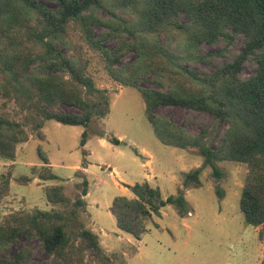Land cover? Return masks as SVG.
<instances>
[{"label":"trees","instance_id":"1","mask_svg":"<svg viewBox=\"0 0 264 264\" xmlns=\"http://www.w3.org/2000/svg\"><path fill=\"white\" fill-rule=\"evenodd\" d=\"M54 1L56 7L38 0H0V41L4 39L10 46V49L6 47L0 51V93L28 109L31 119L36 122L34 128L38 129V138L44 140L45 134L41 130L44 120L52 119L66 125L83 126L81 146L84 147L91 120L105 117L110 112L109 91L96 86L94 79L86 73V64L70 58L61 49L70 25L76 23L90 46L109 61L111 75L139 89L145 100L147 118L160 141L183 149H199L204 158L203 166L185 174L184 187H200V173L205 166H211L213 175L222 178L224 173L218 162L247 163L249 171L240 207L248 225H263L264 0L131 1L138 16L132 22L125 21L128 27L125 31H129L133 39L118 47L135 52L137 58L131 73L125 76L118 74L114 67L121 53L116 54L117 48L111 50L94 37L92 25L101 20L93 10L103 7V0ZM169 27L183 32L185 41L180 42L177 49L184 50L182 54L168 49L157 39V34ZM241 35L244 36L241 51L213 72L194 70L185 65L184 61L205 60L196 51L201 43L213 44ZM28 45H31L30 50ZM247 60L255 62V73L242 79V68ZM139 79L150 80L157 87L142 88ZM62 104L78 111L66 112L61 109ZM160 105L204 110L227 122L229 128L215 145L207 131L193 135L168 118L156 115L154 108ZM28 135L20 122L0 112V159L14 161L18 144L27 141ZM107 138L115 145L125 144L116 136ZM39 152L44 163H49L41 148ZM40 177L59 179L48 169ZM1 179L0 201L9 189V176L2 174ZM83 186L82 195H87L89 181L86 178ZM128 187L135 197H115L111 212L119 228L137 239L147 231V224L154 215L161 216V209L167 204H175L182 215L189 212L184 188H179L177 195L164 199L161 189L148 181ZM218 195L224 196L222 190L218 189ZM46 197L53 204L70 202L61 186L50 187ZM78 203L85 204L82 199ZM67 219L63 212L40 209L26 216L13 215L11 221L0 225V248L9 247L25 235L28 239L37 238L53 257L43 264L82 263L83 252L87 249L103 260H111L93 231L80 230L73 238L66 230ZM24 251L0 260V264H28L29 251Z\"/></svg>","mask_w":264,"mask_h":264},{"label":"rangeland","instance_id":"2","mask_svg":"<svg viewBox=\"0 0 264 264\" xmlns=\"http://www.w3.org/2000/svg\"><path fill=\"white\" fill-rule=\"evenodd\" d=\"M38 1L49 7L57 5L54 0ZM131 1L103 0V7L93 10L101 20L92 25L94 37L102 40L111 50L117 48L116 54L121 53L114 67L122 76L131 73L137 58L135 52L123 51L118 47L122 42L133 39L129 31H125L128 28L125 21L132 22L138 16ZM182 34V31L169 27L158 33L157 39L168 49L178 51V44L185 41ZM65 38L62 51L79 63L86 64V73L94 79L96 86L109 91L110 112L105 117L91 120L85 147L81 146L83 126L66 125L52 119L44 120L41 130L45 138L41 140L28 109L0 93V112L20 122L29 134L27 141L18 144L14 161L0 159V184L2 174L9 176V189L0 201V225L11 221L13 215L26 216L40 209L65 213L68 218L66 230L73 238L80 230H90V213L86 204L78 203V200L85 198L82 191L86 178L89 181L88 199L91 206L103 213L104 225L117 229L116 219L109 208L116 196L123 195L117 182L135 184L148 179L146 181L153 187L161 189L164 198L177 195L179 188H184L189 212L182 215L175 204H170L162 209L161 216H154L149 221L146 233L141 241L135 242L136 245L123 243L119 246L118 241L113 244L105 240V244L112 248L111 252L104 249L111 260H103L87 249L83 252L82 263L73 264H264V224L258 227L248 225L240 207L249 171L247 163L231 160L218 162L224 173L222 178L213 175L211 166H205L200 173L201 186L185 188V174L203 166L204 158L199 149H183L160 141L147 118L145 100L139 89L111 75L109 61L90 46L80 25L72 23ZM0 43L3 45H0V51L6 47L10 49L6 40L1 39ZM243 45V35L220 39L213 44L203 42L196 51L205 60L184 62L194 70L213 72L216 67L232 61ZM178 52L182 54L185 51L180 48ZM255 69V62L247 60L241 78L247 79L255 73ZM139 85L142 88L157 87L147 79H139ZM166 87L163 89L166 90ZM61 109L66 112L78 111L66 104H62ZM154 113L168 118L193 135L207 131L215 145L229 128L227 122L204 110L160 105L154 108ZM99 134L116 136L131 146L118 147L110 142L104 145L97 136ZM39 148L55 165L54 172L61 176L59 179L45 180L40 177L47 173V169L52 172L53 169L47 165L42 168L44 162ZM145 161L151 163L143 165ZM113 166L120 174L113 172ZM52 186H61L70 202L66 205L49 202L46 191ZM218 189L224 193L223 197L218 195ZM128 192L132 194L130 190ZM122 232L126 239L127 236L134 238ZM74 241L78 243V240ZM24 249V252L29 251L28 264H43L53 259L37 238L28 239L21 235L9 247L0 248V260Z\"/></svg>","mask_w":264,"mask_h":264},{"label":"crops","instance_id":"3","mask_svg":"<svg viewBox=\"0 0 264 264\" xmlns=\"http://www.w3.org/2000/svg\"><path fill=\"white\" fill-rule=\"evenodd\" d=\"M60 123V122H59ZM90 135V134H89ZM97 136H99V138H100V140L102 141V143L104 144V145H108V142H110L109 140H108V138H107V135L106 136H100V135H97ZM88 138H89V136H88ZM120 139V138H119ZM120 140H122V139H120ZM123 142H125V144H123V145H115V144H113V145H115V146H118V147H124V146H128V145H130L131 146V144H129V142H127V141H125V140H122ZM87 142H88V139H87ZM87 142H86V144H87ZM111 143V142H110ZM86 144H85V146H86ZM127 144V145H126ZM84 146V147H85ZM90 153V152H89ZM141 156H143V155H141ZM143 157H145V156H143ZM48 161H49V163H44V165L46 166H48V167H51V169H53V172H54V168H55V165L52 163V161L51 160H49L48 159ZM44 162V161H43ZM150 164L151 163V161H145V163H143V165L145 164ZM43 165V166H44ZM106 165V164H105ZM109 167H110V164H107ZM39 166V165H38ZM113 169V172H115V173H118V174H120V172H119V170L116 168V167H112ZM86 169L88 170V166L86 167ZM55 173V172H54ZM56 175H58L59 177H61L59 174H57V173H55ZM146 180H148V179H146ZM145 180V181H146ZM149 181V180H148ZM117 185H118V187H120V188H122V190H123V195H120V196H127V197H129V198H134L135 197V195H134V193L131 191V189L128 187V185H134V184H129V183H126V182H123V181H121V182H117ZM128 190H130L131 192H132V194H129V192H128ZM89 195H90V191L88 192V194L87 195H84L85 196V198H83L84 199V201H85V204H86V207H87V210H88V212L90 213V216H91V228H90V230L91 231H93L95 234H97L98 235V237H99V242H100V244H101V246L103 247V249H105L106 251H110L112 248H109V246L108 245H106L105 244V240H107L108 242H113V244H116V242L118 241L119 243V246H120V244H123V243H128V245H136L135 244V242H137V241H141V239H142V236L146 233H144V234H142L141 235V238L140 239H137V238H135L132 234H130V235H132L134 238H129V236H127L128 238L126 239V237H125V234H123V232L122 231H124V230H122L121 228H119V226H118V223H117V219H116V217L113 215V213L111 212V215H112V217H114V219H116V223H117V226H118V228L117 229H113V228H108L106 225H104V223H103V213H101L99 210H97V208H93L92 206H91V204H90V202H89ZM117 197V196H116ZM162 197H163V195H162ZM164 198V197H163ZM164 199H166V198H164ZM114 201V200H113ZM112 204H113V202H112ZM112 204H111V206H112ZM168 205H170V204H167L166 206H168ZM111 206L109 207L110 208V211H111ZM165 206V207H166ZM165 207H163V208H165ZM162 208V209H163ZM162 209H161V215H162ZM154 216H157V215H154ZM151 220H153V219H151ZM150 220V221H151ZM149 223V222H148ZM148 225V224H147ZM126 232V231H125ZM128 233V232H127ZM139 250V249H138ZM111 252V251H110Z\"/></svg>","mask_w":264,"mask_h":264}]
</instances>
